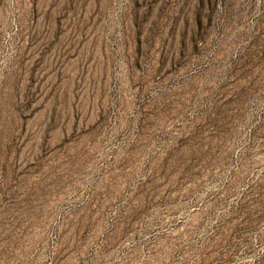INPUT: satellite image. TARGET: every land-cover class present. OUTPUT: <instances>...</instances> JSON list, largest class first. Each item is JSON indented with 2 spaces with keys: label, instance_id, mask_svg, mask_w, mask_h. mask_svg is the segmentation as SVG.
Segmentation results:
<instances>
[{
  "label": "rangeland",
  "instance_id": "1",
  "mask_svg": "<svg viewBox=\"0 0 264 264\" xmlns=\"http://www.w3.org/2000/svg\"><path fill=\"white\" fill-rule=\"evenodd\" d=\"M0 264H264V0H0Z\"/></svg>",
  "mask_w": 264,
  "mask_h": 264
}]
</instances>
